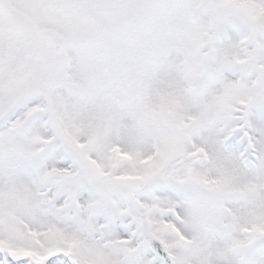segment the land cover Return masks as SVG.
<instances>
[{"label": "snow or ice", "instance_id": "snow-or-ice-1", "mask_svg": "<svg viewBox=\"0 0 264 264\" xmlns=\"http://www.w3.org/2000/svg\"><path fill=\"white\" fill-rule=\"evenodd\" d=\"M0 264H264V0H0Z\"/></svg>", "mask_w": 264, "mask_h": 264}]
</instances>
